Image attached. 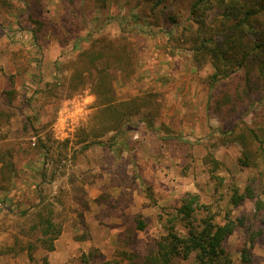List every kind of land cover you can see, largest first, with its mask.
Segmentation results:
<instances>
[{
    "label": "rangeland",
    "instance_id": "obj_1",
    "mask_svg": "<svg viewBox=\"0 0 264 264\" xmlns=\"http://www.w3.org/2000/svg\"><path fill=\"white\" fill-rule=\"evenodd\" d=\"M38 1V16L51 30L37 42L29 33L34 0L0 5V103L8 106L0 122V153L13 165L9 178L0 174V264H133L126 255L150 248L184 192L210 193L203 164L208 152L220 161V174L242 184L249 170L237 164L239 146L220 143L218 133L241 120L260 123L264 91L233 117L220 120L207 112L223 81L210 87V64L192 58L183 28L190 24V0L180 1L176 24L145 13L142 0H107L105 7L75 0V22L68 0ZM93 30L127 34L133 42L136 71L128 82L115 81L117 96L154 92L161 109L151 127L139 121L142 114L134 116L123 133H107L83 149L95 97L88 87L68 95L55 82L69 75ZM40 197L50 210L43 215L60 228L52 250L41 247L39 227H32ZM251 206L245 202L233 214ZM139 218L143 229L136 227ZM246 238L241 229L227 238L235 257L248 245ZM252 256V264H264V233ZM175 264L197 263L191 255Z\"/></svg>",
    "mask_w": 264,
    "mask_h": 264
},
{
    "label": "trees",
    "instance_id": "obj_2",
    "mask_svg": "<svg viewBox=\"0 0 264 264\" xmlns=\"http://www.w3.org/2000/svg\"><path fill=\"white\" fill-rule=\"evenodd\" d=\"M74 1L68 0L67 5L69 19L73 21L77 17ZM180 1L142 0L141 6L155 20L176 24L181 15ZM38 2L34 0L29 10L32 21L29 33L33 42L51 30L50 23L38 16ZM97 2L100 7L107 5V0ZM0 3L7 6L9 0H0ZM188 19L190 24L183 28L188 32L186 41L190 43L193 60L197 65L210 64V87L223 81L221 89L207 101L206 110L220 120L233 117L248 105L256 92L264 91V0H190ZM86 37L88 42L76 52L69 75L55 82L68 95L88 87L95 97L91 123L85 129L81 144L83 149L101 143L100 138L107 133H123L134 116L142 114L139 121L151 127L161 109L154 92L125 98L116 94L115 81L128 82L136 71L135 49L127 34L109 36L93 30L88 31ZM51 87L47 90H54L56 85ZM9 93L11 90L7 91ZM7 107L0 103V122L8 114L4 112ZM260 109L263 114L257 125L241 120L218 133L220 143L239 146L237 164L241 170H249L242 184L234 176L220 174V161L208 152L203 164L210 193L184 192L172 212L165 214L163 233L150 248L144 254L130 252L126 255L131 263L175 264L177 259L193 255L197 264H236L237 260L238 264H252V249L264 233V105ZM0 162L1 178L8 177L6 173L13 170L12 162L3 153H0ZM42 200L40 197L34 204L40 207L35 213L37 222L32 227H39L41 247L52 250L60 228L43 215L50 210L46 204H41ZM245 202L251 203V210L234 215V210ZM136 221V227L143 229V219ZM237 229L247 235L248 245L235 257L226 246V240ZM30 247L33 245H28L27 249ZM27 254L32 259L31 252Z\"/></svg>",
    "mask_w": 264,
    "mask_h": 264
}]
</instances>
